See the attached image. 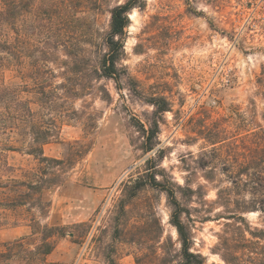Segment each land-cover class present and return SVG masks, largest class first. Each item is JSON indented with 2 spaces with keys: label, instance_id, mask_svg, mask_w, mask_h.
I'll use <instances>...</instances> for the list:
<instances>
[{
  "label": "rangeland",
  "instance_id": "374dc122",
  "mask_svg": "<svg viewBox=\"0 0 264 264\" xmlns=\"http://www.w3.org/2000/svg\"><path fill=\"white\" fill-rule=\"evenodd\" d=\"M99 1L100 8L85 1L79 13L88 18L91 32L107 30L108 9L126 0ZM32 19L29 15L27 23ZM130 19L122 63L133 81L124 79L121 89L113 80L92 76L94 45L83 44L84 74L79 76L69 72L71 60L63 46L46 45V78L58 95L51 115L60 132L44 152L63 160L49 165L60 183L45 188L34 208L0 206V252L11 253L0 264H108L110 257L118 264L176 263L180 235L164 186L180 202L192 251L206 264H227L217 246L235 203L228 207L218 191L233 187L247 147L264 132V0H146ZM23 22L16 19L15 28ZM9 34L2 38L19 49L18 37H23L11 29ZM29 41L26 66L8 59L2 82L33 84L40 53L34 36ZM75 86L76 97L70 93ZM22 95L37 101L34 92ZM154 95L166 96L170 110L155 114L149 101ZM157 120L154 135L149 129H156ZM150 134L154 149L146 151ZM16 138L24 150L8 152L14 174L21 180L29 172L41 176L46 164L26 153L29 137ZM153 176L162 186L147 185L129 197L136 179ZM243 215L262 226L260 213ZM46 227H65L66 233L51 238L55 248L47 255L36 250ZM262 244L231 252L245 259L262 256Z\"/></svg>",
  "mask_w": 264,
  "mask_h": 264
},
{
  "label": "trees",
  "instance_id": "16d2710c",
  "mask_svg": "<svg viewBox=\"0 0 264 264\" xmlns=\"http://www.w3.org/2000/svg\"><path fill=\"white\" fill-rule=\"evenodd\" d=\"M85 1L87 0H0V52L5 53L3 56L0 55V195H5L4 198H0V206L12 209L24 206L30 207V209L34 208L42 202L40 194L45 188H51L60 183L59 174L52 171L49 165L53 162L61 165L64 163L63 160L48 157L44 152V145L60 132L58 120L51 115L58 95L57 86L49 84L46 78L49 68L47 55L50 51L46 45L54 44V47H64L71 60L69 72L76 76L84 74L80 67L81 62L85 59L86 49L83 44L94 45L96 51L95 59H91L94 61L91 69L92 76L96 75V79L113 80L118 89H121L124 79L133 81L128 69L122 63L126 55V29L131 24V11L134 8H142L146 0H126L123 3L110 6L108 9L110 12L109 28L104 31L96 30V32H91L92 27L88 18L85 15H79ZM91 1L98 8L102 7L99 0ZM29 15L33 17L32 25L27 23ZM18 18L24 22L22 27L17 30L15 25ZM9 29L23 37L22 41L18 37V41L21 43L19 49H17L16 43L5 40L8 36L10 37ZM95 33L98 38L97 42H93ZM31 35L38 41L39 44L34 46L38 47L37 51L40 53L33 68V84L2 82L4 81L1 80L3 74L10 66V64H6L8 59H18L26 66ZM75 40L79 41L75 42ZM60 86L64 87V84L61 83ZM104 89L110 95L107 88ZM25 92H34L38 96L37 101L33 102L31 99L24 98L22 94ZM70 93L76 97L80 94V90L75 86L70 90ZM149 101L154 106L155 114L158 115H163L171 108V102L164 95H154ZM33 103L39 104L41 108H47L49 114L41 113L40 110L35 109ZM159 124L160 120H157L155 122L156 129H149L151 134H158ZM143 131L147 133L146 130ZM151 134L148 136L149 145L146 146V151L154 149ZM17 135H25V140L26 137H29L26 153L35 156L40 163L46 164L41 176L37 177V174L29 172L25 176L27 178L21 180L14 174L15 167L9 162L8 152L24 150L22 146L16 145V143H20V139L16 138ZM4 139L10 140V142L3 144ZM239 166L240 172L231 180L233 187H225L218 191L219 197L225 198L228 207L232 202L235 203V209L225 216L230 221L225 224V229L219 236L217 253L227 264H264V253L262 256L245 259L231 252L240 245L243 247L250 244L263 246L264 132L256 134L254 144L247 147ZM152 179L145 181L136 179L132 187H129V192L127 191L129 197L136 196L147 185L162 186L156 176H153ZM164 189L175 207L171 221L180 235L181 244L178 261L166 264H206V258L202 254L192 251V241L186 233V226L182 220L184 212L181 210L175 192L165 186ZM244 212L260 213L262 226H253L243 215ZM64 229L65 227L44 228L42 243L37 246L36 250L45 255L50 254L55 248V243L51 241V238L57 233L66 234ZM62 230L63 232H61ZM10 255L9 251L0 252V259ZM107 259L108 264H118L112 257Z\"/></svg>",
  "mask_w": 264,
  "mask_h": 264
}]
</instances>
